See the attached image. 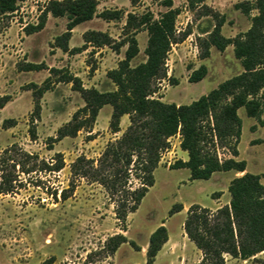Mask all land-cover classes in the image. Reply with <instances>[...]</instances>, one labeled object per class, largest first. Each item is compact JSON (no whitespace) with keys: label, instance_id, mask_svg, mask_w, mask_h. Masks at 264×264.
Wrapping results in <instances>:
<instances>
[{"label":"rangeland","instance_id":"1","mask_svg":"<svg viewBox=\"0 0 264 264\" xmlns=\"http://www.w3.org/2000/svg\"><path fill=\"white\" fill-rule=\"evenodd\" d=\"M48 1L27 0L14 16L0 23V98H10L3 108L0 107V153L18 145L38 156V161L27 164L36 167V171L29 175L17 173L22 186L13 194L0 195V264H42L52 257L56 264H147L150 236L160 226L167 228L169 241L154 264H199L202 254L185 235L184 221L193 205L210 209L223 194L230 198L227 185L233 172H217L209 180H191L189 169H173L178 161L188 158V153L179 146V138L173 137L169 151L162 153L164 160L154 171L155 184L124 225L117 219L115 204L105 188L96 182L74 179L71 165L81 156L98 160L108 143L126 130L129 116L121 119L122 132L113 134L109 128L113 109L105 105L92 130L80 131L76 137L52 140L84 106L72 84L57 83L61 76L58 74L52 76L50 90L39 101L40 119L34 122L37 138H31L29 129L35 108L33 91L29 88L32 83L41 86L51 76L49 69L56 68L79 77L85 88L113 91L115 86L107 73L117 68L127 49L125 46L115 52L109 47L89 46L81 53H65L55 48L54 42L66 31L67 19L51 15L44 30L26 35L24 28L38 23L41 9ZM98 1L99 11L119 9L137 14L150 11L158 17L167 9L162 4L165 0H138L135 6L131 0ZM171 1L173 8L179 11L177 33L189 31L190 35L182 43L173 45L166 64L168 76L155 83L156 93L151 98L188 105L243 72L232 45L222 52L213 46L209 58L200 57L201 43L214 30L217 16L225 20L223 36L234 38L249 30L251 17L257 11L247 16L236 9L237 4L254 0ZM125 21V18L121 22L95 18L81 24L73 30L69 46L71 49L82 47L83 35L88 30L107 32L119 41ZM137 39L140 54L132 61L133 66L146 61L147 32L138 33ZM27 63L44 64L47 69L22 71ZM202 65L208 69L206 78L191 83L192 73ZM260 96L264 101V92ZM238 113L242 119L238 145L240 160L246 161L249 173L264 174V109L255 118L248 117L244 108ZM8 119H13L15 126L7 129L4 122ZM219 152L223 160L231 157L228 149ZM58 153L63 156L64 168L51 172L46 167L56 163ZM131 181L133 188L140 187L135 176ZM262 183L264 185V178ZM62 190L68 191L69 198L63 199ZM226 203L224 198L223 204ZM176 205L183 210L172 214ZM118 234L134 242L138 250L124 243L114 255L108 256L106 243ZM256 259L244 261L227 256L226 264H264V253Z\"/></svg>","mask_w":264,"mask_h":264},{"label":"trees","instance_id":"2","mask_svg":"<svg viewBox=\"0 0 264 264\" xmlns=\"http://www.w3.org/2000/svg\"><path fill=\"white\" fill-rule=\"evenodd\" d=\"M26 1L0 0V23L14 16ZM137 2L131 0L133 6ZM162 4L167 9L156 17L150 11L141 14L125 13L119 9L99 11L98 0H49L41 9L38 23L24 28L26 35H31L44 30L49 15L66 18V31L57 36L54 42V47L65 53H81L89 46L109 47L119 52L127 46L124 59L117 68L107 73L115 86L113 91L85 88L79 77L56 68L49 69L51 76L41 86L34 83L29 86L35 101L29 129L33 140L37 138L34 122L40 119L39 101L50 90L52 76L58 74L61 76L57 83L72 84L73 89L81 95L84 106L73 114L52 140L76 137L80 131L92 130L105 105L113 109L109 125L113 134L122 132L121 119L129 116L130 123L126 130L108 143L98 160L81 156L71 165L74 179L96 182L105 188L115 204L117 219L124 225L129 214L138 209L155 184L154 171L161 162L162 153L170 148L171 138L180 135V147L188 153V160L178 161L173 169H189L191 180H209L217 172H245L246 161L235 159L239 156L238 145L242 135V119L238 112L244 108L248 117L255 118L264 109V101L260 96L264 92V0L236 5V9L244 15L251 16L253 11H257V14L251 17L249 30L234 38L223 36L225 20L217 16L214 30L201 43L200 57L209 58L213 46L222 52L232 45L243 72L188 105L169 104L151 98L156 93L155 83L168 76L166 64L173 45L182 43L190 35L189 31L177 33L179 11L173 8V2L165 0ZM95 18L106 22H121L125 18L123 37L117 41L107 32L88 30L83 35V46L71 49L69 42L73 30ZM143 31L148 34L146 61L133 66L132 61L140 54L137 34ZM43 69L47 67L36 63H27L21 68L27 72ZM207 74V67L202 65L189 80L198 83ZM9 101V97L0 98V107L3 108ZM13 126V119L5 120V128ZM220 149H228L233 157L221 159ZM56 158V163L46 167L51 172H59L64 168L63 156L58 153ZM30 161H38V156L24 151L18 145H12L0 153V195L13 194L22 186L18 172L29 175L36 171V167H28ZM132 176L140 181V187H132ZM263 178L264 174L246 172L231 181L228 187L229 204L216 210L200 205H193L189 209L183 229L189 241L202 254L199 264H226L227 256L244 261L257 260L256 257L264 253ZM67 193V190H62L63 199L69 198ZM181 210L183 208L176 205L171 213ZM168 241L169 234L165 226H160L151 234L147 264L155 263ZM124 243L138 250L134 242L118 234L106 243L108 256L114 255ZM42 264L56 263L52 257Z\"/></svg>","mask_w":264,"mask_h":264},{"label":"crops","instance_id":"3","mask_svg":"<svg viewBox=\"0 0 264 264\" xmlns=\"http://www.w3.org/2000/svg\"><path fill=\"white\" fill-rule=\"evenodd\" d=\"M124 118V117H123ZM178 137V136H177ZM179 138V137H178ZM180 143H181V139L179 138V146H180ZM185 152V151H184ZM233 156L231 155V157L230 158H232ZM235 158V157H234ZM236 160H240V156H238V157H236L235 158ZM188 160V158H186V159H183V161H187ZM249 169H248V165H247V170L245 171V172H236V171H229V172H233V176H232V179L231 180H229L228 181V187H229V185H230V183H231V181L233 180V179H235V178H237V177H241V176H243L246 172H249L248 171ZM216 174V173H215ZM215 174H213V176L210 178V179H212L213 177H214V175ZM261 182H263V179L261 180ZM224 198L227 200V203L226 204H229V202H230V198H229V196H228V194H223L221 197H218V198H216V205L213 207V208H210L211 210H216V209H218V208H220V207H222V206H224V205H226V204H223V200H224ZM166 245V244H165ZM164 245V246H165Z\"/></svg>","mask_w":264,"mask_h":264},{"label":"built area","instance_id":"4","mask_svg":"<svg viewBox=\"0 0 264 264\" xmlns=\"http://www.w3.org/2000/svg\"><path fill=\"white\" fill-rule=\"evenodd\" d=\"M178 137L180 138V135H178ZM171 144V143H170ZM166 151H169V150H166ZM161 160H164V156L162 155L161 156ZM170 163H168V165H169Z\"/></svg>","mask_w":264,"mask_h":264}]
</instances>
